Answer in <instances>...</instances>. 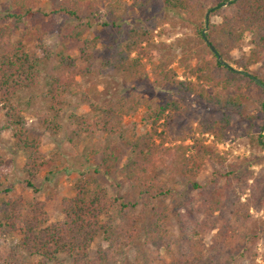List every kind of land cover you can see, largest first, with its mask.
Listing matches in <instances>:
<instances>
[{
    "label": "trees",
    "instance_id": "obj_1",
    "mask_svg": "<svg viewBox=\"0 0 264 264\" xmlns=\"http://www.w3.org/2000/svg\"><path fill=\"white\" fill-rule=\"evenodd\" d=\"M101 1L60 0L51 11L41 15L50 16V20L40 22L37 12L30 8L29 0H14V11L5 14L10 24L0 25V116L3 117L0 133L9 135L13 148L22 155L21 173L26 178V187L31 188L58 157V154L46 155L42 151L43 135H58L66 129L65 148L73 155H78L80 147L87 149L82 145L90 140L105 137L124 142L128 146V155L120 173L123 182L130 187L133 202L118 203V199L111 197L95 166L92 172L77 176L70 188L72 195L60 200V218L55 221L50 220L42 202L12 197L7 190H0V264H63L57 261L59 256L70 258L73 264H98L88 256V249L96 239L106 243L107 252L118 254L140 243L146 234L163 241L158 246L164 248L168 259L157 256L140 261L137 258L124 264H259L255 257L234 256L235 223H243L250 215L249 207L240 203L232 187L229 193L213 190L200 194L196 204L194 201L187 205V215H184L187 218L183 220L184 216L178 215V223L173 224L170 209L163 201L175 187L167 186L162 178L171 173L174 186L185 181L197 188L195 179L207 162L225 163L216 145L226 139L232 114L236 112L248 117L240 102V91L252 86L264 96L254 81L236 73H249L264 85V63L250 71L262 62L264 55V0H160L167 10L190 15L193 30L204 48L200 60L194 65L188 64L183 79H179L174 70L164 69L159 71L154 83L183 95L182 101L190 97L196 101L204 100L214 108V114L196 121L194 126L180 133L172 127L176 112L184 109L180 102L168 100L156 105L154 110L145 105L146 113H150L149 130L132 140L125 136L124 119L141 106L136 93L109 98L100 104L88 103L86 114L71 113L68 116L66 128L61 121L62 108L76 79L87 74L104 70L136 85L143 78V67L150 65L160 50L154 41V31L162 28L167 20L156 18L149 20L146 26H120L116 36H111L106 44L102 43L104 55L95 56L89 51V47H97L100 41L97 37L84 40L76 58L53 53L43 43L47 33L57 31L56 19L52 17H66L76 23L62 33L65 40L79 39L86 29L100 24L106 17L111 21L119 20L120 4H106L102 9ZM157 1L134 0L133 6L142 12ZM227 2L230 4L220 6ZM209 10L212 11L208 16L206 38L228 66L217 61L202 39L204 17ZM214 17L219 22H211ZM22 24L30 29L19 31ZM15 31L19 33L13 39ZM246 36L248 55L232 60L231 52L239 48ZM30 41L35 42L34 46L29 45ZM40 52L43 58L37 55ZM78 60L86 65L94 60L97 68L79 66ZM43 68H48L46 87L39 98L45 104V111L35 114V124L42 132L39 133L23 116L25 110L20 94L40 85ZM206 86L232 90L235 94L211 96ZM261 104L264 106V97ZM188 140L190 144L186 143ZM110 151L108 148L103 153L101 164L110 162ZM3 164L0 154V168ZM237 178L234 176L232 181ZM138 200L142 207L137 212ZM215 214L223 220L212 238L214 253L203 258L202 247L197 246L195 237L211 231L212 221L210 223L208 219ZM201 215L203 221H199ZM146 219L149 223L144 229L141 222ZM13 234L19 236L14 245L10 244Z\"/></svg>",
    "mask_w": 264,
    "mask_h": 264
},
{
    "label": "rangeland",
    "instance_id": "obj_2",
    "mask_svg": "<svg viewBox=\"0 0 264 264\" xmlns=\"http://www.w3.org/2000/svg\"><path fill=\"white\" fill-rule=\"evenodd\" d=\"M60 0H29V6L37 12V18L40 22L50 20V16L41 15L51 11L53 6ZM102 9L106 4L115 2L120 4L119 20L111 21L108 17L100 24H93L89 29L83 32L79 39L65 40L62 33L68 27L75 26L72 19L66 17H52L56 19L57 28L55 32H49L44 36V45L53 53H59L76 58L83 41H91L95 37L99 38V43L95 49L89 47V51L95 56L104 55L103 44H106L111 36H116L120 26L126 27L132 24L146 26L149 20L156 18L167 20L162 28L154 31V41L160 50L152 63L143 67V78L136 84L130 85L123 78L113 76L111 73L101 70L97 74H87L78 77L71 92L66 96V105L62 108L61 121L65 128L68 126V116L71 113L84 115L87 112L88 103L100 104L109 98H117L127 93H136L141 101V106L132 115L125 117L124 126L126 129V138L132 140L134 136L141 135L149 130L150 113H146L145 105L155 108L156 105L168 100L180 102L184 108L176 112L177 117L172 124L173 130L183 133L188 128L194 126L195 122L207 118L214 114V108L204 100H195L193 97L185 98L182 101L181 94H177L168 88L158 87L154 83V78L158 76L160 70L172 69L176 72L179 79H183V74L190 64L194 65L203 55L204 45L197 38L193 30V21L190 15L185 12H171L164 8L162 1H157L146 10L139 12L134 6V0H102ZM14 0H0V25L10 24V19L5 18L6 11H14ZM39 22V23H40ZM111 22H114L112 24ZM211 22H219L214 17ZM29 30L30 27L22 24L19 31ZM19 31L14 32L13 39H16ZM80 32V29L78 30ZM206 34V33H205ZM35 42H29L34 46ZM103 43V44H102ZM247 36L241 42L238 49L231 52L232 60L243 58L248 55ZM43 58V53L37 54ZM79 66H89L91 69L97 68L96 61L92 60L87 65L78 60ZM262 62L250 69L261 67ZM189 64V65H188ZM50 63H48V67ZM233 66V65H232ZM160 68V69H159ZM48 68L42 69V80L38 87L22 92L20 94L23 102V116L39 133L41 130L35 124V114L44 113L45 104L39 98V95L45 90V73ZM209 95H220L226 97L234 95L232 90H222L221 88H212L206 86ZM85 96V100H83ZM263 95L255 87H245L240 91V102L244 106L248 117L234 112L233 119L227 131V137L223 143L217 144L216 148L224 160V165L207 162L201 169V172L195 179L197 188L191 184L181 181L177 186L172 184V174L163 176L162 181L167 186L175 187L173 193L164 199L163 204L170 209V215L173 224L178 223V215L184 216L185 209L190 203L196 204L199 195L215 191L217 193H229L233 188L235 194L240 199V203L249 207L248 220L243 223H235L236 241L234 256L255 257L256 263H264V114L262 112ZM3 123V117L0 116V127ZM67 138L66 129L62 133L54 136L43 135L42 151L46 155L58 154L56 162L49 168H46L41 174L39 180L33 184V188L26 187V178L21 173L23 164L22 155L13 148L12 141L7 134L0 133V154L4 159V164L0 168V190H7L12 197H23L27 200L42 202L51 221L60 218V200L63 196H71V185L80 173L92 172L94 166L100 170V180L108 186L109 195L121 202H133L131 199L130 187L123 182L120 170L128 155V146L116 138H101L87 141L82 147L77 149L78 155L69 153L65 148ZM211 137L208 138V141ZM190 144V140L186 142ZM173 143H171L172 145ZM170 146V145H168ZM110 162L101 164L103 153L108 150ZM95 152H92V151ZM100 163V164H99ZM100 165V167L98 166ZM109 167V169H105ZM231 172L233 173L231 175ZM239 177L232 181L233 177ZM244 177H248L245 181ZM244 179V180H242ZM232 187V188H231ZM34 189V190H33ZM142 202L138 200L137 212L141 209ZM187 215V214H186ZM1 218V217H0ZM187 217L184 216L183 220ZM204 216H199V221H203ZM222 218H216V214L210 217L211 231L202 236L195 237L197 246H201L202 257H208L213 254L211 249L212 238L221 225ZM149 219L141 222L144 229L148 228ZM177 231V226L174 229ZM144 231L140 229V234ZM149 233V232H148ZM18 234H13L10 244L18 242ZM146 245L144 246V242ZM163 241L146 234L140 243L133 245L124 252L113 254L107 252V245L102 239H96L88 249V256L95 259L98 264H124L126 261L137 258L140 261L150 260L162 256L168 259L163 247L158 245ZM105 254V255H102ZM246 254V255H245ZM27 260L28 257H26ZM57 261L63 264H73L68 257L59 256ZM30 262H33L30 259ZM49 264H54L51 262Z\"/></svg>",
    "mask_w": 264,
    "mask_h": 264
},
{
    "label": "water",
    "instance_id": "obj_3",
    "mask_svg": "<svg viewBox=\"0 0 264 264\" xmlns=\"http://www.w3.org/2000/svg\"><path fill=\"white\" fill-rule=\"evenodd\" d=\"M230 4V2H227V3H224V4H221L220 6L221 7H224L226 5ZM212 10H209L206 14H205V17H204V20H205V29L204 31L202 32V39L204 40L205 44L208 46L209 50L211 51V53L213 55L216 56V59L218 62H220L222 65L224 66H228L225 62L222 61V58L217 54L216 50L214 49V47L209 43L208 39L206 38V28H207V24H208V16L210 14ZM236 73H240L248 78H250L252 81H254L264 92V85L257 79L255 78L254 76H252L251 74L249 73H245V72H242V71H236ZM263 111H264V107H263Z\"/></svg>",
    "mask_w": 264,
    "mask_h": 264
}]
</instances>
